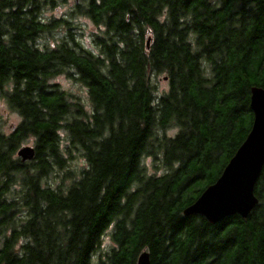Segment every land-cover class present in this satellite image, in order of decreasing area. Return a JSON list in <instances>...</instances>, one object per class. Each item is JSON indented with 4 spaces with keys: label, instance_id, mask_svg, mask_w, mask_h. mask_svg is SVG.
Segmentation results:
<instances>
[{
    "label": "trees",
    "instance_id": "obj_1",
    "mask_svg": "<svg viewBox=\"0 0 264 264\" xmlns=\"http://www.w3.org/2000/svg\"><path fill=\"white\" fill-rule=\"evenodd\" d=\"M66 3L0 0V99L20 117L0 125V264H135L142 250L150 264H264V166L246 219L182 214L251 127L264 0H76L46 20ZM28 138L35 156L22 162Z\"/></svg>",
    "mask_w": 264,
    "mask_h": 264
},
{
    "label": "water",
    "instance_id": "obj_2",
    "mask_svg": "<svg viewBox=\"0 0 264 264\" xmlns=\"http://www.w3.org/2000/svg\"><path fill=\"white\" fill-rule=\"evenodd\" d=\"M149 42L148 39L147 47ZM249 107L253 119L245 139L222 168L218 178L182 210L184 216L200 215L215 225L233 215L246 219L257 205L258 198L254 191L264 166V88H250ZM16 155L22 162L31 161L35 149L28 145L21 146ZM150 263L149 252L140 251L135 264Z\"/></svg>",
    "mask_w": 264,
    "mask_h": 264
},
{
    "label": "rangeland",
    "instance_id": "obj_3",
    "mask_svg": "<svg viewBox=\"0 0 264 264\" xmlns=\"http://www.w3.org/2000/svg\"><path fill=\"white\" fill-rule=\"evenodd\" d=\"M76 0H67V3L65 5H58L54 10H49L47 9L45 11V18L46 20H50L51 18H59L62 15L67 14L70 10H71V5L73 3H75ZM75 23L78 24V26L81 29L80 33H77L76 36L77 38H80L82 42H84V44L87 45V42L90 41L91 37V31L93 30L91 28V23L90 21L84 17V16H79L75 18ZM60 35H53L52 37H45L42 38L41 40V45H45L48 48H52L55 46L56 44V40L57 37H59ZM163 76H159L157 78V86H158V90L159 91H163L167 89L168 83H167V78ZM55 83H58L59 86L70 92L71 94H73L76 97H79L80 100L85 101L86 100V92L85 89L82 88L80 85H78L77 83H74L73 80H71L70 78L66 77L65 75H60L58 76L56 79H54ZM0 116L3 119V121L1 122V128L5 133H9L20 121V117L15 113L12 112L11 110H9L7 108V106L4 104V102L0 99ZM176 129L172 128L171 130L167 131V135H173L175 133ZM32 146L34 147L33 144V138H28L26 141L22 142L21 146ZM148 164V171L149 172H153L154 170L151 168L152 167V160L149 159L146 161ZM156 164H159V162L156 161ZM77 167H82L84 165L83 160L78 159L77 162ZM47 183L50 186H55V184L57 182H59V179H52L51 176L47 177ZM58 180V181H57ZM101 248L107 249L110 245H112L111 239H110V233L107 232L104 234L102 241H101ZM138 255V254H137Z\"/></svg>",
    "mask_w": 264,
    "mask_h": 264
}]
</instances>
